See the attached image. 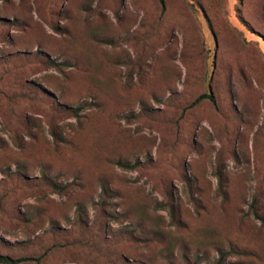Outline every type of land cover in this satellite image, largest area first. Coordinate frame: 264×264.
<instances>
[{
  "label": "rangeland",
  "instance_id": "374dc122",
  "mask_svg": "<svg viewBox=\"0 0 264 264\" xmlns=\"http://www.w3.org/2000/svg\"><path fill=\"white\" fill-rule=\"evenodd\" d=\"M165 1L0 0V253L264 264V0Z\"/></svg>",
  "mask_w": 264,
  "mask_h": 264
},
{
  "label": "trees",
  "instance_id": "16d2710c",
  "mask_svg": "<svg viewBox=\"0 0 264 264\" xmlns=\"http://www.w3.org/2000/svg\"><path fill=\"white\" fill-rule=\"evenodd\" d=\"M160 4H161V8L164 11L166 8V1L165 0H159ZM209 97L212 101H214V97L212 95H208V94H202L197 98V101ZM78 108H83V106H79ZM119 164L123 167H133V165L129 164V163H122L119 162ZM104 193L109 194L110 193V189L108 187H104L103 188ZM40 260L39 258L36 257H30V256H24V257H18V258H14L10 255H6V254H2L0 253V263L2 264H19L21 262H29V261H38Z\"/></svg>",
  "mask_w": 264,
  "mask_h": 264
}]
</instances>
